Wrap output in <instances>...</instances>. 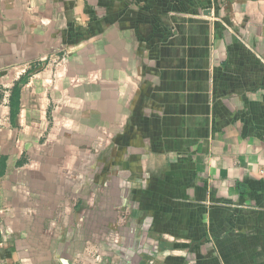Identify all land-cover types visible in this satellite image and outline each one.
<instances>
[{
  "label": "crops",
  "instance_id": "0c3cea01",
  "mask_svg": "<svg viewBox=\"0 0 264 264\" xmlns=\"http://www.w3.org/2000/svg\"><path fill=\"white\" fill-rule=\"evenodd\" d=\"M0 264H264V0H0Z\"/></svg>",
  "mask_w": 264,
  "mask_h": 264
},
{
  "label": "trees",
  "instance_id": "16d2710c",
  "mask_svg": "<svg viewBox=\"0 0 264 264\" xmlns=\"http://www.w3.org/2000/svg\"><path fill=\"white\" fill-rule=\"evenodd\" d=\"M18 89H19V86L16 87V89H15V93L18 92ZM14 107H15V105H14ZM14 114H15V109H14ZM242 186H243L242 184L239 185V187H242ZM238 191H239V190H238ZM240 192H242V190H240Z\"/></svg>",
  "mask_w": 264,
  "mask_h": 264
},
{
  "label": "built area",
  "instance_id": "2783aa9c",
  "mask_svg": "<svg viewBox=\"0 0 264 264\" xmlns=\"http://www.w3.org/2000/svg\"><path fill=\"white\" fill-rule=\"evenodd\" d=\"M46 60H47V58L44 57V58H42L40 61L43 63V62H45Z\"/></svg>",
  "mask_w": 264,
  "mask_h": 264
},
{
  "label": "water",
  "instance_id": "95a60500",
  "mask_svg": "<svg viewBox=\"0 0 264 264\" xmlns=\"http://www.w3.org/2000/svg\"><path fill=\"white\" fill-rule=\"evenodd\" d=\"M206 14H210V12L207 11Z\"/></svg>",
  "mask_w": 264,
  "mask_h": 264
}]
</instances>
